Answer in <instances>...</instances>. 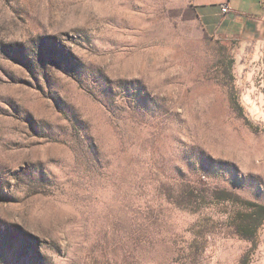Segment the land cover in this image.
<instances>
[{
	"label": "rangeland",
	"instance_id": "rangeland-1",
	"mask_svg": "<svg viewBox=\"0 0 264 264\" xmlns=\"http://www.w3.org/2000/svg\"><path fill=\"white\" fill-rule=\"evenodd\" d=\"M264 48L189 0H0V264H264Z\"/></svg>",
	"mask_w": 264,
	"mask_h": 264
},
{
	"label": "crops",
	"instance_id": "crops-1",
	"mask_svg": "<svg viewBox=\"0 0 264 264\" xmlns=\"http://www.w3.org/2000/svg\"><path fill=\"white\" fill-rule=\"evenodd\" d=\"M205 31L240 48H264V0H189ZM231 12L223 14L222 4ZM233 16V17H232Z\"/></svg>",
	"mask_w": 264,
	"mask_h": 264
},
{
	"label": "trees",
	"instance_id": "trees-1",
	"mask_svg": "<svg viewBox=\"0 0 264 264\" xmlns=\"http://www.w3.org/2000/svg\"><path fill=\"white\" fill-rule=\"evenodd\" d=\"M251 210L238 214L237 233L245 237H254L264 223V206L256 203H247Z\"/></svg>",
	"mask_w": 264,
	"mask_h": 264
},
{
	"label": "built area",
	"instance_id": "built-area-1",
	"mask_svg": "<svg viewBox=\"0 0 264 264\" xmlns=\"http://www.w3.org/2000/svg\"><path fill=\"white\" fill-rule=\"evenodd\" d=\"M221 11L223 14H229L232 10H231V7L229 6V4H222L221 5Z\"/></svg>",
	"mask_w": 264,
	"mask_h": 264
},
{
	"label": "water",
	"instance_id": "water-1",
	"mask_svg": "<svg viewBox=\"0 0 264 264\" xmlns=\"http://www.w3.org/2000/svg\"><path fill=\"white\" fill-rule=\"evenodd\" d=\"M233 17V16H232Z\"/></svg>",
	"mask_w": 264,
	"mask_h": 264
}]
</instances>
